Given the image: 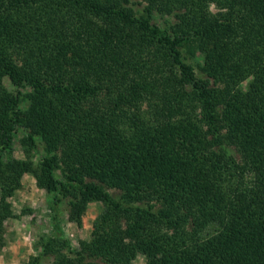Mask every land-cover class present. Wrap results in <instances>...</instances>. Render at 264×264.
Segmentation results:
<instances>
[{"label": "trees", "instance_id": "trees-1", "mask_svg": "<svg viewBox=\"0 0 264 264\" xmlns=\"http://www.w3.org/2000/svg\"><path fill=\"white\" fill-rule=\"evenodd\" d=\"M26 174L53 218L29 264H264V0H0L3 196ZM65 202L104 205L78 248Z\"/></svg>", "mask_w": 264, "mask_h": 264}, {"label": "rangeland", "instance_id": "rangeland-1", "mask_svg": "<svg viewBox=\"0 0 264 264\" xmlns=\"http://www.w3.org/2000/svg\"><path fill=\"white\" fill-rule=\"evenodd\" d=\"M193 54L188 52L185 56L197 74L203 76L198 68L202 56L198 53ZM249 82L243 84L244 89H247ZM24 137L23 132L16 135L9 159H26V150L29 148L23 142ZM42 150V146L37 150H31L34 160H39ZM109 191L114 195H121L116 190ZM3 195L0 186V205L9 204L13 215L5 219L0 228V264H29L31 258L36 255L35 242L41 235L49 233L53 225L51 197L38 187L36 179L30 174L23 176L21 186L16 190ZM103 210L104 205L101 202H91L82 222L79 223L69 220L67 204L63 203L58 223L73 247L78 248L81 244L92 240L95 221ZM209 231L212 232V229ZM146 261V256L139 254L132 264H146Z\"/></svg>", "mask_w": 264, "mask_h": 264}]
</instances>
